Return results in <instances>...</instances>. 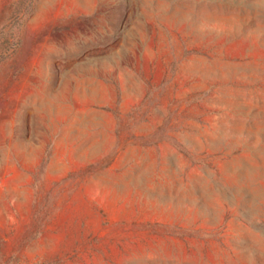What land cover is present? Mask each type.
<instances>
[{"label":"rangeland","instance_id":"1","mask_svg":"<svg viewBox=\"0 0 264 264\" xmlns=\"http://www.w3.org/2000/svg\"><path fill=\"white\" fill-rule=\"evenodd\" d=\"M0 264H264V0H0Z\"/></svg>","mask_w":264,"mask_h":264}]
</instances>
